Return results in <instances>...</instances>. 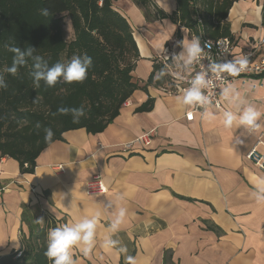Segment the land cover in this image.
<instances>
[{"label": "crops", "instance_id": "crops-1", "mask_svg": "<svg viewBox=\"0 0 264 264\" xmlns=\"http://www.w3.org/2000/svg\"><path fill=\"white\" fill-rule=\"evenodd\" d=\"M155 2L167 14L177 9V0ZM114 7L133 28L141 57L133 77L140 83L149 79L155 60L181 51L176 45L185 32L195 37L170 19L149 20L134 0H117ZM227 21L235 37L234 57L255 50L264 38V0L235 2ZM262 58L264 46L252 61ZM258 80L264 84V77ZM163 87L135 91L102 133H65L63 141L41 153L32 174L21 173L12 159L0 160V186L6 188L0 194V256L22 251L23 234L29 235L31 225L43 226L44 221L37 222L43 215L59 226L99 211L93 251L84 256L76 250L77 264H126V255L136 257L137 264H264V202L254 194L264 184V171L246 159L264 135V86L231 85L262 113L261 127L249 133L237 126L225 129L220 122L224 111L214 108L208 110L216 120L196 114L188 121L194 107L179 105L176 98L182 93L168 94ZM149 98L154 99L152 110L137 112ZM223 103L225 110H235ZM151 130L156 135L150 146L123 150ZM96 177L108 192L88 196L87 184ZM118 207L126 209L125 222L110 234L107 228ZM109 235L127 253L106 250L103 241Z\"/></svg>", "mask_w": 264, "mask_h": 264}, {"label": "trees", "instance_id": "trees-1", "mask_svg": "<svg viewBox=\"0 0 264 264\" xmlns=\"http://www.w3.org/2000/svg\"><path fill=\"white\" fill-rule=\"evenodd\" d=\"M117 0H0V72L11 66L13 54L5 44L14 43L24 50L36 49L49 65L67 62L73 54L87 53L93 60L83 83L58 82L47 87L41 82L35 88L29 75L32 61L19 68L13 76L3 72L6 89H0V160L9 158L17 162L21 173L32 174L37 159L50 145L44 140V129L51 128L53 142L63 141L69 131L85 129L90 134L106 130L121 112L125 103L137 90L147 91L149 86L171 84L166 75L157 80L156 74L164 67L162 61L154 63L146 83L133 77L140 52L128 19L114 7ZM239 0H177L172 14L164 12L155 0H134L149 20L170 19L185 27L200 39L235 37L227 21L229 11ZM48 8L45 17L40 10ZM71 22L73 37L66 38L65 21ZM180 37V34H177ZM168 64L171 61H167ZM39 97L38 103L33 101ZM85 107L86 116L73 123L71 115H60L57 109ZM154 99L149 98L136 111L149 112ZM39 125L40 127H37ZM23 221L29 223L27 213ZM43 226H30L29 235L23 234V254L19 251L0 256V264H50L45 256L47 233L57 221L43 215Z\"/></svg>", "mask_w": 264, "mask_h": 264}, {"label": "clouds", "instance_id": "clouds-1", "mask_svg": "<svg viewBox=\"0 0 264 264\" xmlns=\"http://www.w3.org/2000/svg\"><path fill=\"white\" fill-rule=\"evenodd\" d=\"M40 14L47 17L50 15L48 8L40 10ZM184 31V30H183ZM185 32V31H184ZM177 47L180 52H173L171 55L172 63L186 73L193 71V66L200 63L201 57L205 54V49L211 52L213 42L211 40L201 43L199 37L189 39L185 32L182 40L177 41ZM4 47L13 54L11 66L6 67L3 72H7L13 76L18 73L20 67L25 66L29 59L32 61L31 71L29 73L35 88L41 86V82L47 87H55L58 82L66 84L83 83L89 69L92 67L93 60L87 54H73L69 61L57 62L49 65L48 61L43 56L35 54L36 49L32 46L21 50L14 43L5 44ZM209 64L207 71L197 72L191 79L190 86L182 90V94L177 96V103L181 106L197 107L203 109L201 115L205 121H214L217 119L214 113L208 110L210 101L205 95V89L212 83L209 77V72L216 78H222L223 74H228L232 77L238 76L245 71L248 66V56L242 55L234 57L226 62H215L209 56ZM168 59V57H165ZM169 65L166 63L163 68L156 74V79L159 80L166 75V70ZM3 72H0V89H6L7 83ZM221 98L226 101L231 109L225 110L222 114L221 124L225 129H232L233 126L243 128L247 133L261 127L259 121L262 113L250 104H246L240 99V95L231 86H226L220 91ZM37 97L33 103H38ZM60 115H71L73 123H79L82 117L86 116L85 107H64L57 109ZM37 127H40L37 125ZM44 140L51 144L54 133L51 128L44 129ZM239 142L243 141L238 138ZM255 200L258 203L264 202V184H261L254 191ZM101 213L99 211L85 215L77 220L68 221L54 228L49 229L47 233V248L45 256L50 261V264H77L74 259V252L79 250L84 256H88L96 243V228L100 220ZM126 218V209L118 207L113 212V219L108 225L107 231L110 234L118 233ZM43 219H37V222H42ZM103 247L106 250L115 249L119 253L125 254L128 249L121 244L119 239L112 238L111 235L105 237ZM126 264H137V259L134 256L126 255Z\"/></svg>", "mask_w": 264, "mask_h": 264}, {"label": "built area", "instance_id": "built-area-1", "mask_svg": "<svg viewBox=\"0 0 264 264\" xmlns=\"http://www.w3.org/2000/svg\"><path fill=\"white\" fill-rule=\"evenodd\" d=\"M211 40L213 42V47L211 52H208V49H205V54L201 57L200 63L193 66V71L191 73H186L183 70L178 71L176 66L173 63L168 64L167 61H170L171 55L175 50L170 52L168 59L161 58V61L164 64H168V73L171 78V84H168L163 87L164 92L168 94L182 93V90L190 86L192 77L200 71H207L209 64V56L212 61L215 62H226L228 60L234 59V41L230 38H219L217 40L203 38L201 43ZM264 46V38H261L256 42V48L253 51L247 52L245 55L248 56L249 63L245 71L240 73L236 77H232L228 74H223L222 78H216L213 74L209 72V77L212 79V83L204 90L205 95L208 97L210 104L208 109L214 108L218 111H225L223 99L220 96V91L226 86H231L232 84L240 82H251L254 88L263 87L264 84L258 80L261 77H264V58L256 61H252L255 58L256 53L261 47ZM203 111L199 106L194 107L193 111L186 115L188 121H193L196 114H201ZM252 130L251 132H253ZM156 135L155 130H151L142 136L138 137L134 141L125 143L123 150L125 152H130L134 150V147L137 145H143L145 147L150 146L154 137ZM246 159L255 165L261 171H264V135L261 134L257 137L256 144L254 147L247 153ZM58 170L63 171V166H59ZM6 188L0 186V194L5 192ZM108 192L106 185L103 183L100 177H96L94 180L87 184L86 193L88 196L94 195H103ZM23 254V251L17 253V258H20Z\"/></svg>", "mask_w": 264, "mask_h": 264}, {"label": "rangeland", "instance_id": "rangeland-1", "mask_svg": "<svg viewBox=\"0 0 264 264\" xmlns=\"http://www.w3.org/2000/svg\"><path fill=\"white\" fill-rule=\"evenodd\" d=\"M65 30H66V38L71 39L73 37V30L71 26V22L69 20L65 21ZM37 217L41 218V214L38 212Z\"/></svg>", "mask_w": 264, "mask_h": 264}]
</instances>
